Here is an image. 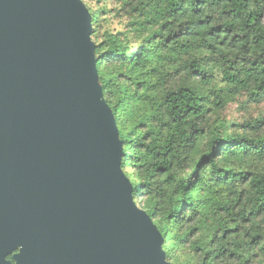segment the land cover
Returning a JSON list of instances; mask_svg holds the SVG:
<instances>
[{
	"label": "trees",
	"instance_id": "1",
	"mask_svg": "<svg viewBox=\"0 0 264 264\" xmlns=\"http://www.w3.org/2000/svg\"><path fill=\"white\" fill-rule=\"evenodd\" d=\"M121 1L130 32L153 33L108 35L93 62L135 204L168 263L264 264V120L228 134L220 118L231 99H264V0Z\"/></svg>",
	"mask_w": 264,
	"mask_h": 264
},
{
	"label": "water",
	"instance_id": "2",
	"mask_svg": "<svg viewBox=\"0 0 264 264\" xmlns=\"http://www.w3.org/2000/svg\"><path fill=\"white\" fill-rule=\"evenodd\" d=\"M80 0H0V239L20 264H170L121 168Z\"/></svg>",
	"mask_w": 264,
	"mask_h": 264
},
{
	"label": "rangeland",
	"instance_id": "3",
	"mask_svg": "<svg viewBox=\"0 0 264 264\" xmlns=\"http://www.w3.org/2000/svg\"><path fill=\"white\" fill-rule=\"evenodd\" d=\"M89 14H93L96 20L95 34L90 39L93 47L99 45L105 41L108 35H120L129 38V42L135 46H140L142 41L152 35V31L148 30L145 33L141 31L138 33H132L134 29H138L136 22L138 19L131 17L129 7H124V3L121 0H80ZM221 120L227 126V133L231 134L235 129V126H239L246 122H252L256 120H264V99L257 103L251 102L245 96H239L231 99L220 115ZM115 122V121H114ZM116 124V123H115ZM118 130V128H117ZM117 143L121 144L119 139ZM122 145V144H121ZM133 189V186H132ZM137 197V196H136ZM139 206L142 205L143 200L137 197ZM148 216V215H147ZM154 229L156 226L153 224ZM162 243H163V238ZM164 251V250H163ZM165 253V251H164ZM174 257L177 258L176 262L179 264H186L189 262V256L185 253H174ZM172 264V262H169Z\"/></svg>",
	"mask_w": 264,
	"mask_h": 264
},
{
	"label": "flooded vegetation",
	"instance_id": "4",
	"mask_svg": "<svg viewBox=\"0 0 264 264\" xmlns=\"http://www.w3.org/2000/svg\"><path fill=\"white\" fill-rule=\"evenodd\" d=\"M26 243H14L11 234L0 239V264H20Z\"/></svg>",
	"mask_w": 264,
	"mask_h": 264
}]
</instances>
